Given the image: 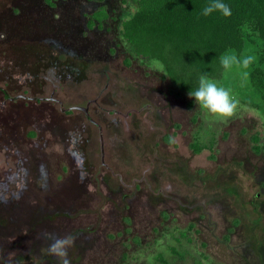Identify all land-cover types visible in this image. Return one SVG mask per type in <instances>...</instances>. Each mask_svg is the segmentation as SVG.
<instances>
[{
	"label": "rangeland",
	"instance_id": "1",
	"mask_svg": "<svg viewBox=\"0 0 264 264\" xmlns=\"http://www.w3.org/2000/svg\"><path fill=\"white\" fill-rule=\"evenodd\" d=\"M136 2L0 0V264H58L45 233L69 264H264L261 41L239 29L213 79L238 107L205 119L120 37Z\"/></svg>",
	"mask_w": 264,
	"mask_h": 264
},
{
	"label": "trees",
	"instance_id": "2",
	"mask_svg": "<svg viewBox=\"0 0 264 264\" xmlns=\"http://www.w3.org/2000/svg\"><path fill=\"white\" fill-rule=\"evenodd\" d=\"M223 2L231 9L228 17L219 12L203 16L202 9L210 0H137L134 13L121 22L119 34L135 56L158 62L165 76L189 94L202 74L220 77L222 53L240 52L243 26L260 39L264 63V0ZM105 17L102 9L97 10L90 15L88 27L93 22L100 27ZM257 148L256 152L264 146Z\"/></svg>",
	"mask_w": 264,
	"mask_h": 264
},
{
	"label": "clouds",
	"instance_id": "3",
	"mask_svg": "<svg viewBox=\"0 0 264 264\" xmlns=\"http://www.w3.org/2000/svg\"><path fill=\"white\" fill-rule=\"evenodd\" d=\"M214 12H219L224 17L231 15V9L223 0H210V3L202 9V15L207 17ZM236 57L231 53H225L220 58V63L225 71H230L233 64L236 63ZM250 59L243 61V66L247 67ZM195 104L199 107L205 119H212L220 122H226L236 112L238 101L233 98L230 91L221 86L217 81L210 78L207 74L199 77L198 85L189 92ZM45 239L52 241L48 245L47 254L55 256L58 264H69L67 259L68 249L75 242V237L66 235L64 237H55L51 233L44 234Z\"/></svg>",
	"mask_w": 264,
	"mask_h": 264
},
{
	"label": "flooded vegetation",
	"instance_id": "4",
	"mask_svg": "<svg viewBox=\"0 0 264 264\" xmlns=\"http://www.w3.org/2000/svg\"><path fill=\"white\" fill-rule=\"evenodd\" d=\"M3 96H5V94L3 92H1Z\"/></svg>",
	"mask_w": 264,
	"mask_h": 264
}]
</instances>
